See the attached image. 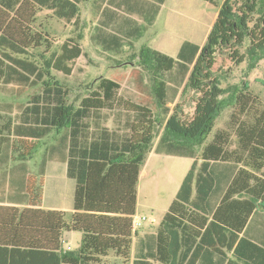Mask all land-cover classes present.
I'll use <instances>...</instances> for the list:
<instances>
[{"label":"trees","instance_id":"trees-1","mask_svg":"<svg viewBox=\"0 0 264 264\" xmlns=\"http://www.w3.org/2000/svg\"><path fill=\"white\" fill-rule=\"evenodd\" d=\"M88 1L0 6V96L14 97V86L17 98L38 89L16 106L0 102V203L20 206H0V264H96L111 252L133 264H264V109L252 111L258 97L249 83L224 87L229 76L217 69L227 57L236 65L248 62L251 72L264 57V0H203L220 7L218 17L202 47L186 41L176 58L142 46L138 64L151 76L161 123L148 106L118 99L121 85L108 78L79 107L69 104L53 71L72 73L70 64L84 54L82 35L55 48L36 24L43 10L78 21L80 2ZM153 1L155 13L136 29L139 37L166 0ZM170 83L173 103L181 93L172 113ZM189 97L194 113L187 119ZM120 102L133 115L126 131L101 125V113ZM233 105L236 149H229L232 134L220 131L200 153ZM43 148L33 172L30 163ZM153 151L195 161L157 232L139 238L132 224L142 167ZM52 161L67 163L76 182L71 211L42 208ZM67 231L82 234L79 249H63Z\"/></svg>","mask_w":264,"mask_h":264},{"label":"rangeland","instance_id":"rangeland-1","mask_svg":"<svg viewBox=\"0 0 264 264\" xmlns=\"http://www.w3.org/2000/svg\"><path fill=\"white\" fill-rule=\"evenodd\" d=\"M184 1L183 4H179L171 0L162 11V16L156 26V34L152 35L150 27L140 37L137 36L138 30L136 29L145 25V16L152 15L151 11L146 14L147 9L140 0L80 2V18L73 22L58 19L49 10L40 12L36 24L37 30L48 32L55 48L82 35L80 43L84 54L70 64L72 73L67 76L62 72L53 71L56 79L64 84L69 91V104L79 107L81 101L90 92L97 89L101 77L108 78L121 85L117 93L118 99L148 106L153 110L155 116L161 115L159 117V123H161L163 115L152 91L151 76L138 64V55L142 46L153 48L152 44L156 42L163 50L169 40H172L173 43L188 41L203 46L218 17L215 15L217 9L214 6H209L199 0ZM224 1L219 0L220 4ZM195 2L198 6L195 5ZM205 7H210V10L202 12V8ZM242 51L245 52L246 49ZM217 69H220L222 74L227 72V76H229L226 81H223L224 87L233 88L244 81L249 83L250 91H253L254 95L258 97L257 104L252 111L264 109V57L257 60L256 68L251 72H247L249 70L248 62L236 65L227 57L219 60ZM170 85L167 106L170 107V113H172L181 98V93L173 103V83ZM17 89L18 86H14V97H11L9 93L5 95V102L13 103L16 106L18 103L25 102L28 95L38 91L37 88H27L25 94L21 98H17ZM193 96L194 94H191L190 97ZM190 97L185 108L184 117L187 119L191 118L194 113V108L189 103ZM127 111L129 110L123 106V102H120L115 109L105 110L101 113L100 123L112 130L126 131L124 130L126 122L133 120V115ZM234 112V105L228 106L222 111L217 119L216 127L200 149V153L206 145L213 142L215 134L220 131L232 134L229 149H236L237 138L231 132ZM50 141L51 138L46 139L47 143ZM158 141L159 137L155 140V146ZM43 151L44 148L36 154L30 163L33 172L38 171ZM194 161L193 158L165 156L155 151L149 155L142 167L138 187V214L154 221L153 224L145 223L143 225V227L151 226L147 230L156 229L161 225ZM67 172V163L59 161L48 163L43 201L45 210L64 208L71 211L73 209L76 182L68 177ZM71 235L69 245L77 250L82 242V234L75 232ZM127 264L130 263L127 262Z\"/></svg>","mask_w":264,"mask_h":264},{"label":"crops","instance_id":"crops-1","mask_svg":"<svg viewBox=\"0 0 264 264\" xmlns=\"http://www.w3.org/2000/svg\"><path fill=\"white\" fill-rule=\"evenodd\" d=\"M11 1H15V0H0V6L3 7V5H5L6 3H10ZM141 2L144 3V6L145 8L147 9V13H149V11L152 12V14L155 13V8H156V2L153 1V0H140ZM199 1H202L204 3H207L209 6H214L216 9H217V12L215 13L216 16H218L219 14V10H220V7L210 3V2H205L203 0H199ZM169 2H171V0H166L165 3L161 6L160 8V11L159 13L156 15V18H155V22L154 24L151 26V32L152 35H155L156 34V26L158 25V21L160 19V17L162 16V11L164 10L165 6L167 4H169ZM174 2L176 3H179V4H183L185 1L184 0H174ZM217 2L220 4L219 0H217ZM195 5L198 6V4L195 2ZM210 7H205V8H202V12H208L210 9ZM144 9V10H146ZM173 11V9H172ZM149 30V28H148ZM147 30V31H148ZM184 42H181V43H173L172 40H169L168 44L165 46V48L163 50H161L159 47L160 45L157 44L156 42H153L152 44V47L160 52H163L171 57H174L176 58L179 54V51L182 47ZM201 46V45H199ZM202 47V46H201ZM0 102H5V96L2 95L0 96ZM47 182V179L45 181V184ZM0 206H14V207H20V206H17V205H10V204H2L0 203ZM43 208V207H42ZM45 209V208H43ZM56 209L57 211H69V210H66L64 208H54ZM137 213H138V209H137ZM151 226H145L143 228H140L139 231H138V234H139V238H142L143 236L145 235H149V234H155L158 230L159 227H157L156 229H152V230H147V228H150ZM152 228H155V227H152ZM72 233H75V232H64L63 235H62V245H63V249L64 250H72L74 251V249L69 245V238L72 236L71 234ZM79 233V232H78ZM130 264H133V259L132 261L129 262ZM96 264H127V262H124L122 261V259H120L119 257L116 256V254H114L113 252L109 253V255L107 257H103V258H100L98 263Z\"/></svg>","mask_w":264,"mask_h":264},{"label":"built area","instance_id":"built-area-1","mask_svg":"<svg viewBox=\"0 0 264 264\" xmlns=\"http://www.w3.org/2000/svg\"><path fill=\"white\" fill-rule=\"evenodd\" d=\"M145 223L153 224L154 221L152 219L147 218L146 216H141L140 214L137 213L133 219V224H132L133 233H137Z\"/></svg>","mask_w":264,"mask_h":264},{"label":"water","instance_id":"water-1","mask_svg":"<svg viewBox=\"0 0 264 264\" xmlns=\"http://www.w3.org/2000/svg\"><path fill=\"white\" fill-rule=\"evenodd\" d=\"M126 64V63H125Z\"/></svg>","mask_w":264,"mask_h":264}]
</instances>
